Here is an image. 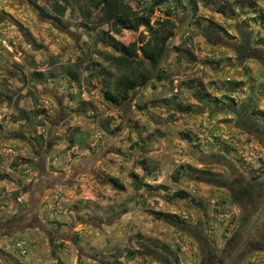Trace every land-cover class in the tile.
Returning a JSON list of instances; mask_svg holds the SVG:
<instances>
[{
  "label": "rangeland",
  "instance_id": "rangeland-1",
  "mask_svg": "<svg viewBox=\"0 0 264 264\" xmlns=\"http://www.w3.org/2000/svg\"><path fill=\"white\" fill-rule=\"evenodd\" d=\"M151 1L116 33L95 1L0 0V264H264V0Z\"/></svg>",
  "mask_w": 264,
  "mask_h": 264
},
{
  "label": "trees",
  "instance_id": "trees-1",
  "mask_svg": "<svg viewBox=\"0 0 264 264\" xmlns=\"http://www.w3.org/2000/svg\"><path fill=\"white\" fill-rule=\"evenodd\" d=\"M92 2L95 1L99 4V12L103 15L104 19L106 22L109 23V28L113 30L114 32H119L121 28L127 29V28H135L139 24H147L148 20L146 17L142 16H137L133 15L131 9L123 2V0H91ZM166 0H152L150 3L151 8L156 5H160ZM54 10L58 12V14H62L64 11V6L55 3L54 5ZM41 14L42 11H40ZM87 16V15H86ZM166 23H171L169 19H164L163 20ZM153 34V41L149 44L145 43L141 47V54H142V63H149L151 66H155L158 63V60L165 48V43L168 37L171 35V31L167 30L164 34L156 36V31L154 30L152 32ZM116 42H112V46H116ZM241 47H244L243 52L240 56H247V57H252L255 59H260L261 62L264 63V51H261L260 49L250 45V41L248 40L247 44H240ZM238 45V47L240 46ZM119 50L121 54L118 57H113V61H115L116 64H130V52L129 49L123 45H118ZM238 49V48H237ZM240 54V52L238 51ZM147 75L143 71H138L134 76L132 77H127L124 79H121L118 81V83L115 85L116 86V93L119 94V97H116L115 95L106 93V98H108L112 102H118V101H124L127 99L129 92L136 86L141 85L147 80ZM157 78L160 79L161 75H157ZM232 85H236V82H233ZM239 109H236L233 111V109H230L232 113H234L235 117L242 122H246L247 116L242 117L243 112H239ZM241 117L243 119H241ZM247 124V122H246ZM218 157L220 155H217ZM110 182L115 186V187H121L120 183L118 182L117 178L115 177H109ZM224 183H227V186L230 190L233 189V184L229 182L228 180H224ZM258 180L252 181V182H247L244 185V188L242 189V196L241 197H247L251 191L255 190L257 185H258ZM222 184V183H221ZM264 189V188H263ZM259 190V189H258ZM176 196L182 197L185 193L182 190L176 191ZM248 214L243 215V222L241 226L239 227V232L241 231V236L239 237L238 241H241L240 239L243 237V235L246 236L248 232L250 231L249 228H245V225L248 224L247 222H251V219L247 217ZM167 216V215H165ZM168 218V216H167ZM247 231V232H246ZM263 237V239L260 241V239ZM257 236L255 235V239L258 243L264 244V236ZM238 238H229L227 244L224 247L225 254L227 253L228 255L232 252V250L235 249L236 246H238ZM250 245L253 244V241L251 243L249 242ZM154 254H158L159 252L156 250L152 251ZM212 259L213 256L210 255L208 257V261L206 262L207 264H210V262H214ZM215 260V259H214Z\"/></svg>",
  "mask_w": 264,
  "mask_h": 264
},
{
  "label": "flooded vegetation",
  "instance_id": "flooded-vegetation-1",
  "mask_svg": "<svg viewBox=\"0 0 264 264\" xmlns=\"http://www.w3.org/2000/svg\"><path fill=\"white\" fill-rule=\"evenodd\" d=\"M246 124V122H244Z\"/></svg>",
  "mask_w": 264,
  "mask_h": 264
}]
</instances>
